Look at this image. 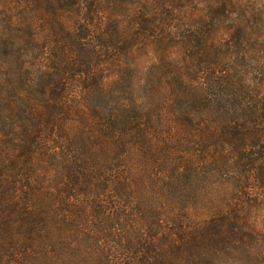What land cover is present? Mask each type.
<instances>
[{
    "label": "trees",
    "instance_id": "obj_1",
    "mask_svg": "<svg viewBox=\"0 0 264 264\" xmlns=\"http://www.w3.org/2000/svg\"><path fill=\"white\" fill-rule=\"evenodd\" d=\"M264 0H0V264H264Z\"/></svg>",
    "mask_w": 264,
    "mask_h": 264
},
{
    "label": "rangeland",
    "instance_id": "obj_2",
    "mask_svg": "<svg viewBox=\"0 0 264 264\" xmlns=\"http://www.w3.org/2000/svg\"><path fill=\"white\" fill-rule=\"evenodd\" d=\"M253 215H257L259 218L264 217V208L261 207L258 210H253Z\"/></svg>",
    "mask_w": 264,
    "mask_h": 264
}]
</instances>
